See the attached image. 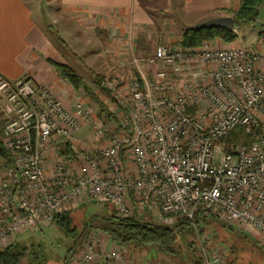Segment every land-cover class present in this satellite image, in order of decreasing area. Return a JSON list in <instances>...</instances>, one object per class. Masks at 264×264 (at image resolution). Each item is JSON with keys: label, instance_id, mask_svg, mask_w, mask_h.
Here are the masks:
<instances>
[{"label": "built area", "instance_id": "1", "mask_svg": "<svg viewBox=\"0 0 264 264\" xmlns=\"http://www.w3.org/2000/svg\"><path fill=\"white\" fill-rule=\"evenodd\" d=\"M132 63L138 73L127 93L117 79L103 80L118 119L103 123L82 95L66 102L30 79L0 75V105L13 114L2 138L12 157L0 163V242L90 199L120 217L149 205L161 224L188 220L203 264H225L202 232L209 218L264 246V53L206 41L158 45ZM88 127L87 143L73 138ZM235 129L246 140L228 144ZM121 247L97 231L68 264H133Z\"/></svg>", "mask_w": 264, "mask_h": 264}, {"label": "crops", "instance_id": "2", "mask_svg": "<svg viewBox=\"0 0 264 264\" xmlns=\"http://www.w3.org/2000/svg\"><path fill=\"white\" fill-rule=\"evenodd\" d=\"M38 1L0 0V75L10 80L30 79L40 87L56 91L66 102H72L81 90L74 89L49 63L48 60H53L72 67L53 37L68 46L69 42L75 46L82 39H92L97 45L96 51L103 52L101 61L107 73L122 74L130 81L131 68L137 69L132 66V60L147 56L155 50L153 43L163 41L167 33L173 32L165 17L177 8L176 4L182 10L184 1L186 12L198 18L192 24H197L232 16L225 10L236 11L242 0H59L57 8L48 6L50 2L46 0ZM258 31L255 44L250 47L239 39L238 28L235 29L238 38L232 43L221 39L209 42L218 48L249 47L264 53V42L258 37ZM149 72V68H143L144 76L148 77ZM127 87L125 84L124 93ZM7 110L6 104L0 105L4 122L9 114L13 115ZM86 129L92 132L91 128ZM91 137L85 138L87 142Z\"/></svg>", "mask_w": 264, "mask_h": 264}, {"label": "rangeland", "instance_id": "3", "mask_svg": "<svg viewBox=\"0 0 264 264\" xmlns=\"http://www.w3.org/2000/svg\"><path fill=\"white\" fill-rule=\"evenodd\" d=\"M40 1L41 0L38 2ZM46 1L50 2L48 6H53L54 8H57L59 4V0ZM176 7L179 8V5L176 4ZM177 8L170 12L168 11L169 13L167 14H169V16L165 17L166 23H169L173 32L169 34L167 33V36H165L163 41L153 43V50L158 45L180 46L178 42L181 40L183 32L194 20L198 19L197 16L186 12L184 1L181 2L182 10ZM198 23H200V21ZM263 25L264 4L259 7V17L257 21L245 24L238 28L239 39L244 41V45H249V47L252 46L255 44L257 30L261 29ZM58 29L59 28H56V30ZM53 41H56L59 51L69 59L72 67L84 77L86 82L99 95V99L104 104V109H106L105 112L101 111L102 108L100 104L96 103L90 95L85 91H81L80 95L84 97L83 99L86 98L90 106L94 109L96 121L102 123L110 122L114 119L117 121L118 119L115 118L110 111L112 107H115V102L108 93L103 92L100 87L95 84V75L98 74L104 78L111 77L117 79L121 87L125 84L130 85V81L127 80L128 78L122 77V74L116 75L115 73H107V69L101 61L103 50L100 51L102 53L97 52V45L92 39H82L81 43H77L75 46L70 42L69 46L66 45V43L63 44L61 43V39H55L54 37ZM153 52L154 51H151L148 55H152ZM146 67L147 66H145L144 69H146ZM137 73V69L131 68L132 76L137 75ZM149 75L150 72L148 73V76ZM76 97H79V95ZM3 117L2 112L0 113V126L5 120ZM90 132L91 130L89 129L79 131L73 136V138L76 140L84 139V142H87V139L85 138L88 135H92V132ZM62 152L60 154H62ZM1 162L2 160L0 159V163ZM111 212L112 208L108 206V204L104 202L95 203L88 199L72 210V213H74L72 215L74 217L73 221L77 228L74 235H67L63 230L52 224L40 229L20 232L9 240L0 242V248L7 247L15 241H18L21 244L28 246L29 249V256L24 259L21 264H65L66 256H68L70 252H73V254H75L74 256H76L89 236V230L91 229L88 228L85 222H90L91 225L98 224L99 218L104 217ZM82 213L85 219L82 218ZM137 217L142 220L147 219L149 221H158L157 212L149 205H147L142 211H137ZM234 229L237 230L236 227H234ZM93 231L94 230H92V232ZM97 231L100 232L99 230ZM205 231L211 233L216 245L220 246L222 254L225 257V264H264V246L257 238H255V236L238 230L239 233L241 232L249 236L248 238H245L244 235H239L235 231L232 232L225 230L216 218H209L208 221L205 222ZM195 237V247L198 254V258L196 259L204 263V258L199 248V242L194 232V239ZM187 240L191 242L192 236L188 237ZM187 240L182 243L178 255L163 253L156 246H142L136 243L123 246L121 249L127 253V256L131 259L133 264H192V252L187 246Z\"/></svg>", "mask_w": 264, "mask_h": 264}, {"label": "trees", "instance_id": "4", "mask_svg": "<svg viewBox=\"0 0 264 264\" xmlns=\"http://www.w3.org/2000/svg\"><path fill=\"white\" fill-rule=\"evenodd\" d=\"M262 4H264V0H242L239 8L236 11L225 10V12L228 15H232L234 17L235 29H237L245 24L257 21L259 17V7ZM258 37L264 42V25L258 31ZM237 38L238 35L235 30L228 31L224 29L213 28L194 31L188 27L183 32L182 38L178 44L182 47H198L206 41L221 39L225 43H232L236 41ZM48 61L58 71V73L74 87V89L77 91H85L96 103L100 104L102 108L101 111H106V109H104V104L99 99V95L89 86L82 75H80L69 65L57 63L53 60ZM104 79L105 78L101 75H95V84L98 85L103 92L108 93V95L111 96V93L103 87ZM5 124L6 122H3V124L0 126V159L4 162H8L11 160L12 156L5 150L2 142ZM245 140L246 137L243 134V131L241 129H235L228 136L227 143L235 144ZM70 150L71 149L67 151ZM108 206L110 205L108 204ZM110 207L112 208V206ZM83 213L82 218L85 219ZM73 214L74 213H72V211L58 214L55 217L53 225H56L67 235H74L77 228L73 221ZM207 221L208 220L205 222ZM217 221L222 224V227L225 230L232 232L235 231L239 235H244L245 238L249 237L247 234H243L241 232L239 233L238 229L235 230L233 226L218 219ZM85 224L89 229H91L89 230V235L99 230L101 233L106 235L110 241L118 245L128 246L131 243H136L142 246H156L163 253L171 255H178L180 253L182 243L186 242L187 238L192 236L191 242L187 240V246L192 252L191 254L193 257V263L203 264L202 261L196 259L198 258L195 247L196 237L194 239V228L192 223L188 220H180L173 225H164L157 221H149L147 219L142 220L137 216L120 217L116 215L114 209L112 208L111 213L106 214L104 217L98 219V224L91 225L90 222H85ZM92 230L94 231L92 232ZM202 232H205V228L202 230ZM74 255L75 254H73V252H70L65 258V264H68L72 258L75 257ZM28 256V246L17 241L7 247L0 248V264H21L22 261Z\"/></svg>", "mask_w": 264, "mask_h": 264}, {"label": "water", "instance_id": "5", "mask_svg": "<svg viewBox=\"0 0 264 264\" xmlns=\"http://www.w3.org/2000/svg\"><path fill=\"white\" fill-rule=\"evenodd\" d=\"M189 28L194 31L213 28L233 31L235 30V19L233 16L216 17L195 25H191Z\"/></svg>", "mask_w": 264, "mask_h": 264}]
</instances>
